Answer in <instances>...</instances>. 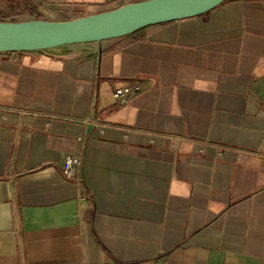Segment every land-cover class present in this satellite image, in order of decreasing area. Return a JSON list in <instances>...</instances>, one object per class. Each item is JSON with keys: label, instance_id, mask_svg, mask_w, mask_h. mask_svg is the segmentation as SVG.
Segmentation results:
<instances>
[{"label": "crops", "instance_id": "obj_1", "mask_svg": "<svg viewBox=\"0 0 264 264\" xmlns=\"http://www.w3.org/2000/svg\"><path fill=\"white\" fill-rule=\"evenodd\" d=\"M24 1L6 23L143 0ZM0 264H264V0L0 50Z\"/></svg>", "mask_w": 264, "mask_h": 264}, {"label": "water", "instance_id": "obj_2", "mask_svg": "<svg viewBox=\"0 0 264 264\" xmlns=\"http://www.w3.org/2000/svg\"><path fill=\"white\" fill-rule=\"evenodd\" d=\"M225 0H143L68 21L0 22V50L97 42L143 26L201 14Z\"/></svg>", "mask_w": 264, "mask_h": 264}, {"label": "built area", "instance_id": "obj_3", "mask_svg": "<svg viewBox=\"0 0 264 264\" xmlns=\"http://www.w3.org/2000/svg\"><path fill=\"white\" fill-rule=\"evenodd\" d=\"M140 91L139 85L125 84L113 90L112 96L119 104H125L128 98ZM77 157H66L60 166V173L64 178H70L74 175V167L78 165Z\"/></svg>", "mask_w": 264, "mask_h": 264}, {"label": "rangeland", "instance_id": "obj_4", "mask_svg": "<svg viewBox=\"0 0 264 264\" xmlns=\"http://www.w3.org/2000/svg\"><path fill=\"white\" fill-rule=\"evenodd\" d=\"M29 6L24 0H0V22L20 20L21 14L29 9Z\"/></svg>", "mask_w": 264, "mask_h": 264}]
</instances>
